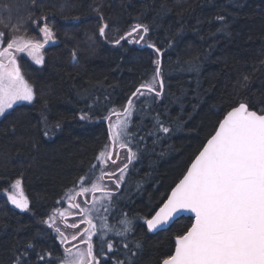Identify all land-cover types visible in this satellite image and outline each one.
<instances>
[{"label":"trees","instance_id":"obj_1","mask_svg":"<svg viewBox=\"0 0 264 264\" xmlns=\"http://www.w3.org/2000/svg\"><path fill=\"white\" fill-rule=\"evenodd\" d=\"M218 14L228 22L224 31H217ZM42 16L48 19L39 26L51 27L53 42L44 47L43 64L21 66L35 99L16 104L0 118V264H13L29 242L37 252L62 259L55 236L39 222L79 187L76 182L91 166L96 167L90 175L99 171L96 158L109 145L104 117L124 109L132 93L153 80L157 60L161 73L156 79L163 80V91L158 98L141 91L144 95L133 99L127 130L135 134L129 146L136 157L112 193L111 214H103L114 230L123 228L121 213L132 221L133 231L125 236L108 233L118 258L125 259L127 243L136 253L133 264H161L174 252L176 235L193 220L180 218L152 235L146 219L233 106L246 100L253 110L264 108V0H0L3 44L20 35L38 40L39 28L29 17ZM105 23L102 37L99 28ZM137 23L149 28L144 41L136 46V33L115 43ZM6 24H22L27 31L16 32ZM147 44L160 52L141 48ZM42 114L48 117V136ZM158 121L170 132L159 130ZM16 179L29 201L28 211L2 196ZM96 217L93 221H100ZM97 241L95 236L94 245ZM29 257V264H37L31 250Z\"/></svg>","mask_w":264,"mask_h":264},{"label":"snow or ice","instance_id":"obj_2","mask_svg":"<svg viewBox=\"0 0 264 264\" xmlns=\"http://www.w3.org/2000/svg\"><path fill=\"white\" fill-rule=\"evenodd\" d=\"M100 18L103 19L102 16ZM47 19V16L40 17V20L29 17V20L39 28V33L43 35V42L20 35L11 37L4 47L5 34L0 32V118L4 117L7 110L12 109L18 102L31 104L35 99L33 88L21 75L17 54H25L35 64L44 63L40 50L53 39V32L47 23H44L42 27L39 25ZM215 19L221 22V27L217 31H224L228 24L225 16L218 14ZM5 27L16 32L27 31L22 24H6ZM107 27L105 23L99 28L100 36L105 35ZM148 32L147 26L137 23L131 31L121 36L115 43L119 44L120 40L131 37L133 33H138V39L135 42L140 43L145 40ZM147 47L155 48V45L147 44ZM155 51L159 53L160 49L155 48ZM72 58L76 59L75 51ZM154 63L157 67L153 80L141 87L154 93V98H158L161 96L164 85L163 80H159L160 90L157 91L156 78L160 76L161 68L159 60ZM247 79L245 77L243 87L247 86ZM138 93L141 96L144 95L141 89L137 88L132 96L137 97ZM134 106L135 102L130 97L124 107V119H120L121 114H117V120L109 127L112 140L118 142L121 148H128L129 162L136 157V153L129 146L135 139V134L127 130ZM254 107L246 100H240L224 115L223 119L218 121L214 135L207 139V143L192 160L183 178L171 189V194L167 196L163 206L159 207V211H155V215H152L150 219H146L147 229L153 231L170 225L184 212L194 214L191 226L187 227L183 234L176 235L174 253L163 258L162 264H264V108L253 110ZM86 115H81L80 118L85 119ZM104 119H110V117H104ZM47 120V115L42 114L41 121L44 123L45 136L49 135ZM157 126L164 133L170 132V129L159 121ZM55 127L59 128V122L55 124ZM105 156L106 153L102 151L96 159L103 162ZM95 167L91 166L89 173L81 176L76 182L79 186V192L76 195L103 191L99 181L103 179L105 173L101 169V175L95 177L96 182H92L90 173ZM127 167L128 164H124L123 168L119 169L121 175L115 181L117 188L124 178L123 173ZM109 175H115V173ZM89 184L90 187L87 186ZM12 187L19 191L21 180L16 179ZM105 197L109 201L107 204L94 198L91 207H82L80 203L70 205L71 208L82 213L80 223H86L88 227L82 232L76 222L66 224L65 227L76 229L72 239L76 240L79 236L86 248L78 249L75 253H72L71 249H65V256L61 259L53 257L47 251L37 252L34 244L29 242L25 250L14 258L13 264H29V250L35 253L37 264H113V261L114 264H133L132 257L136 253L132 252L129 245L123 244L128 251L125 252V259H120L116 256V246L108 237V233L113 231L116 236H125L133 231L132 221L128 219L127 214L121 213L123 218L118 223L123 225V228L114 230L108 223V216L103 214L112 212L111 192L105 193ZM68 198L75 201L76 197L69 195ZM7 200L17 209L29 210V201L22 191H19V195H7ZM56 212L61 218L68 215L66 210L57 209ZM93 214H96L101 222L99 233L96 231V224L93 223ZM54 219L49 217V220L53 221L49 224L50 228L54 227ZM55 231L61 238V243L66 242L67 237L59 226H55ZM94 236H98L97 245H94ZM94 247L98 250L94 251ZM136 247H140L139 243ZM129 252L132 253L131 256L128 255Z\"/></svg>","mask_w":264,"mask_h":264},{"label":"rangeland","instance_id":"obj_3","mask_svg":"<svg viewBox=\"0 0 264 264\" xmlns=\"http://www.w3.org/2000/svg\"><path fill=\"white\" fill-rule=\"evenodd\" d=\"M136 34V33H135ZM133 34V36L135 35ZM40 38L38 40H40L41 42H43V35L41 33H39ZM29 39H34L37 40L35 38H29ZM53 41L51 40V42L47 43V44H51ZM46 44V45H47ZM6 44H3L4 47H6ZM45 45V46H46ZM44 46V47H45ZM43 49H41V54L43 55ZM17 62H18V66L20 67L21 70V66L23 63H27L30 66H39L38 64H35V62L28 56H26L25 54H17ZM21 75H22V70H21ZM158 83V80H157ZM159 85V83H158ZM157 89V88H156ZM141 91H147L146 88H144V90L142 89ZM135 97H132V99H134ZM27 104V102H18L17 104ZM16 105V104H15ZM13 105V106H15ZM11 110V109H10ZM10 110H7V112H9ZM123 111L119 110L114 112L111 116L110 119H107V125H108V130L110 127V124L114 123L117 120V114H121L120 115V119H124L123 116ZM110 136L109 133V145L107 147V150L105 151L106 156L103 160V162H101L100 160H98V170L96 173L92 174V178H95L97 176L101 175V169L104 170L105 175L103 176V179L99 181V183L101 184V186L103 187V191L100 192H95V193H88L86 195H76V193L79 192V187L72 190V192L69 195H74L75 201L70 200L68 197L69 195H67V197L64 198V200L62 201V203L60 204V206L57 208L61 211H67L68 215H66L65 217L61 218L59 217V215L57 214L56 210H54L46 219L42 220L40 223V225L49 228L52 232V234L55 236V240L59 241L61 247H62V259L65 256V249H71L72 253H75L78 249H84L86 248V245L84 243L81 242L80 238L73 240L72 239V235L76 233V229H72L70 227H65L66 224H71L72 222H76L78 225H80L79 230L82 232L83 229L87 228L88 225L86 223L81 224L80 220L82 217V213L79 212V210L75 209V208H71L70 205L72 203H80L82 207H91L93 204V200L94 198L102 201L103 198L102 196H105V193L107 192H111V194L117 189L116 186V179L121 175L119 169L123 168L124 164H128V152L126 150H124V148H121L119 146L118 142H114ZM108 154H110V158H108ZM111 159L115 160V162L117 161V163H113L111 161ZM125 172V171H124ZM111 173H115V175H109ZM96 182V181H94ZM90 187V185H89ZM21 191V189L19 190ZM19 191H17L16 189H14L11 186V189L6 193H3L2 196L7 198V195L9 194H16L19 195ZM86 201V203H85ZM63 204V206H62ZM13 205V204H12ZM49 217H54V227L50 228L49 224L53 223V221L49 220ZM97 218V217H96ZM99 220V219H98ZM45 221H48V223H45ZM96 224V223H95ZM55 226H59L60 230L62 232H64V235L67 237L66 242L61 243V238L58 236V234L55 231ZM97 232H100V221L97 222V228H96ZM95 237V236H94ZM93 237V238H94ZM80 241V242H79ZM59 256H61L59 254Z\"/></svg>","mask_w":264,"mask_h":264},{"label":"water","instance_id":"obj_4","mask_svg":"<svg viewBox=\"0 0 264 264\" xmlns=\"http://www.w3.org/2000/svg\"><path fill=\"white\" fill-rule=\"evenodd\" d=\"M133 34H135V33H133ZM132 34V35H133ZM120 41H122V40H120ZM139 43H137V45H138ZM160 61V60H159ZM160 66V65H159ZM144 90V88H141V90ZM110 140H111V138H110ZM190 166H191V164H190ZM189 166V167H190ZM183 178V177H182ZM171 194V191H170V193H169V195ZM163 206V204L160 206V207H162ZM157 211H159V209L157 210ZM153 215H155V213L153 214ZM180 218H190V219H192L193 221H194V214H192V213H188V212H184V213H182V214H180V216L177 218V219H175V221H177L178 219H180ZM174 221V222H175ZM174 222H171L170 223V225H165L164 227H162V228H160L159 230H153V231H149L148 229V231H149V233H151L152 235H154V234H156V233H158V232H160V231H165V230H167ZM146 228H147V225H146ZM174 244H175V241H174ZM175 250V249H174ZM174 253V252H173ZM162 264V263H161Z\"/></svg>","mask_w":264,"mask_h":264},{"label":"bare ground","instance_id":"obj_5","mask_svg":"<svg viewBox=\"0 0 264 264\" xmlns=\"http://www.w3.org/2000/svg\"><path fill=\"white\" fill-rule=\"evenodd\" d=\"M132 36H133V35H132ZM127 38H129V37H127ZM127 38H126V39H127ZM126 39H124V40H126ZM124 40H122V41H124ZM120 42H121V41H120ZM140 43H141V42H140ZM140 43H139V44H140ZM139 44H138V45H139ZM138 45H137V43H136V46H138ZM146 47H147V46H144V45L141 46V48H146ZM168 195H169V194H168ZM168 195H167V196H168ZM166 198H167V197H166ZM165 200H166V199H165ZM165 200H164V201H165ZM164 201H163V202H164Z\"/></svg>","mask_w":264,"mask_h":264},{"label":"flooded vegetation","instance_id":"obj_6","mask_svg":"<svg viewBox=\"0 0 264 264\" xmlns=\"http://www.w3.org/2000/svg\"><path fill=\"white\" fill-rule=\"evenodd\" d=\"M111 161L113 162V161H115V160H113V159H111ZM129 161V160H128ZM117 163V161L115 162V164ZM62 206H63V204H62ZM79 228H80V225H79ZM77 239H79V236L77 237ZM80 242V241H79Z\"/></svg>","mask_w":264,"mask_h":264}]
</instances>
